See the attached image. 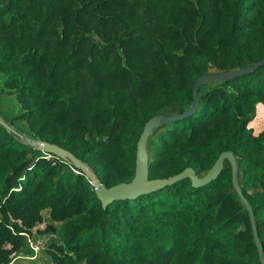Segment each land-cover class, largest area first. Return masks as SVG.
<instances>
[{
    "label": "trees",
    "instance_id": "16d2710c",
    "mask_svg": "<svg viewBox=\"0 0 264 264\" xmlns=\"http://www.w3.org/2000/svg\"><path fill=\"white\" fill-rule=\"evenodd\" d=\"M262 59L264 0H0V77L23 110L0 115V264L34 253L45 221L47 264H262L228 159L207 185L186 177L104 207L86 172L34 143L107 187L130 182L148 120L187 112L198 77ZM198 95L149 135V179L205 176L232 151L264 255V65Z\"/></svg>",
    "mask_w": 264,
    "mask_h": 264
},
{
    "label": "water",
    "instance_id": "95a60500",
    "mask_svg": "<svg viewBox=\"0 0 264 264\" xmlns=\"http://www.w3.org/2000/svg\"><path fill=\"white\" fill-rule=\"evenodd\" d=\"M264 65V59L259 61L258 63L240 70V71H229L223 73H215L218 76H221V80L232 77L244 72L252 71L253 69ZM213 75V74H211ZM211 75H202L196 79V82L193 87V103L190 109L179 115H156L148 120L144 126V129L139 137L137 143V158H136V173L132 181L130 182H123L111 187H107L104 183H102L97 176L89 170V168L80 160L78 159L72 152L67 151L66 149L52 144L50 142H43V141H35L34 143L39 146L44 152H49L55 154L57 157L62 159H70L74 165L80 169H82L88 176H90L93 180V184L95 186V191L98 198L101 200L104 207H107L110 203L115 200H125V199H135L143 194L153 192L157 189L163 188L167 185H171L183 178L189 177L192 180V183L195 187H200L207 185L208 183L216 180L224 167V160L228 159L232 165V182L233 185L240 195L243 203L248 208L250 213L251 223L254 230L255 238L258 243L259 251H260V258L262 264H264V255L261 247V243L259 241L257 229H256V222L253 213V209L242 191L241 185L238 181V163L237 159L235 158L232 151H223L219 157L217 158L213 168L210 172H208L205 176L200 177L196 171L192 167L185 168L182 172L175 174L170 177L166 178H156V179H149V166H148V152H147V139L151 134L152 130L162 124L180 120L186 118L187 116L193 114L199 107V95H198V88L199 82L203 78L210 77Z\"/></svg>",
    "mask_w": 264,
    "mask_h": 264
},
{
    "label": "rangeland",
    "instance_id": "374dc122",
    "mask_svg": "<svg viewBox=\"0 0 264 264\" xmlns=\"http://www.w3.org/2000/svg\"><path fill=\"white\" fill-rule=\"evenodd\" d=\"M212 72L213 75H211L210 77L201 79V81L199 82V87L221 80V76L216 75V72L214 70H212ZM22 113L23 110L21 108L17 95L4 87L3 78L0 77V115H2L4 118L9 119L16 117ZM12 126L18 129L22 134H24V136H32L30 128L25 120L18 119ZM44 215L47 216L48 211H45ZM45 226L46 221L43 224L39 225V227L37 228L43 229ZM37 228L34 229V234L38 235L39 240H43L44 242H46L49 234H38L36 233ZM46 246L47 243L40 253L38 252L32 254H20L19 256H16L14 258V261L16 262V264H47L48 256L45 254Z\"/></svg>",
    "mask_w": 264,
    "mask_h": 264
},
{
    "label": "built area",
    "instance_id": "2783aa9c",
    "mask_svg": "<svg viewBox=\"0 0 264 264\" xmlns=\"http://www.w3.org/2000/svg\"><path fill=\"white\" fill-rule=\"evenodd\" d=\"M49 158V157H48ZM29 245L31 246V248L34 250V253H38L40 252V250L43 248L44 246V241L43 240H37L34 241L32 239L29 238ZM6 264H15V261L12 260L11 262H8Z\"/></svg>",
    "mask_w": 264,
    "mask_h": 264
},
{
    "label": "crops",
    "instance_id": "0c3cea01",
    "mask_svg": "<svg viewBox=\"0 0 264 264\" xmlns=\"http://www.w3.org/2000/svg\"><path fill=\"white\" fill-rule=\"evenodd\" d=\"M21 254H25V253H21ZM26 254H27V253H26ZM19 255H20V254H19ZM19 255H18V256H19ZM15 263H16V262H15Z\"/></svg>",
    "mask_w": 264,
    "mask_h": 264
}]
</instances>
